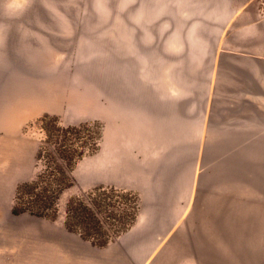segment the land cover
Returning <instances> with one entry per match:
<instances>
[{
    "label": "crops",
    "instance_id": "obj_1",
    "mask_svg": "<svg viewBox=\"0 0 264 264\" xmlns=\"http://www.w3.org/2000/svg\"><path fill=\"white\" fill-rule=\"evenodd\" d=\"M182 2L155 4H207L205 54L159 43L150 63L141 34L111 70L71 75L39 65L33 44L0 45V264H264V4ZM45 114L104 124L75 188L139 195L133 226L104 247L69 231L66 211L13 214L39 148L25 128Z\"/></svg>",
    "mask_w": 264,
    "mask_h": 264
},
{
    "label": "rangeland",
    "instance_id": "obj_2",
    "mask_svg": "<svg viewBox=\"0 0 264 264\" xmlns=\"http://www.w3.org/2000/svg\"><path fill=\"white\" fill-rule=\"evenodd\" d=\"M156 2L0 0V45L33 44L36 49L33 48L31 53L34 55L37 52L39 65L63 66L71 75L83 74L86 70H111L113 59L116 61L117 56L125 54L123 52L128 44L130 48L132 43L135 49L141 47V34H144V47L150 50V63L155 59L151 56L152 50H157L159 43L160 47L165 46L166 49H192L198 56L211 48L212 42L205 40V36H208L207 13L212 11L206 9L207 4ZM258 4H264V0H258ZM159 36L165 39L159 41ZM8 51L4 52L7 54ZM41 126L35 122L25 128L37 139L39 147L45 138ZM252 139L247 138V141L252 142ZM43 164L36 160L34 177L43 169ZM205 170V158L201 154L199 177L204 176ZM86 192L74 186L65 189L57 203L56 220L64 217L71 198L80 197ZM48 215L52 216V213L48 212Z\"/></svg>",
    "mask_w": 264,
    "mask_h": 264
},
{
    "label": "trees",
    "instance_id": "obj_3",
    "mask_svg": "<svg viewBox=\"0 0 264 264\" xmlns=\"http://www.w3.org/2000/svg\"><path fill=\"white\" fill-rule=\"evenodd\" d=\"M36 123L45 133L36 156L37 162L44 163L43 169L31 181L17 185L12 210L14 215L55 221L62 192L75 185L76 165L99 151L104 125L99 121L66 125L51 114ZM140 204L135 192L99 185L69 200L64 225L95 246L104 247L133 226Z\"/></svg>",
    "mask_w": 264,
    "mask_h": 264
}]
</instances>
